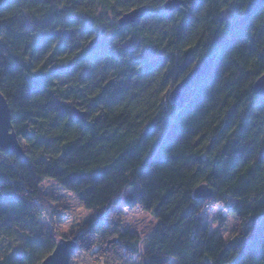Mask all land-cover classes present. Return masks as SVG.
<instances>
[{
  "label": "clouds",
  "instance_id": "clouds-1",
  "mask_svg": "<svg viewBox=\"0 0 264 264\" xmlns=\"http://www.w3.org/2000/svg\"><path fill=\"white\" fill-rule=\"evenodd\" d=\"M0 264H264V0H0Z\"/></svg>",
  "mask_w": 264,
  "mask_h": 264
},
{
  "label": "trees",
  "instance_id": "trees-1",
  "mask_svg": "<svg viewBox=\"0 0 264 264\" xmlns=\"http://www.w3.org/2000/svg\"><path fill=\"white\" fill-rule=\"evenodd\" d=\"M179 82V81H178ZM199 146V145H198ZM157 208H161V205L157 202V203H155V206H154V208L152 209V213H153V215H155L156 214V209Z\"/></svg>",
  "mask_w": 264,
  "mask_h": 264
},
{
  "label": "water",
  "instance_id": "water-1",
  "mask_svg": "<svg viewBox=\"0 0 264 264\" xmlns=\"http://www.w3.org/2000/svg\"><path fill=\"white\" fill-rule=\"evenodd\" d=\"M179 83V82H178Z\"/></svg>",
  "mask_w": 264,
  "mask_h": 264
}]
</instances>
